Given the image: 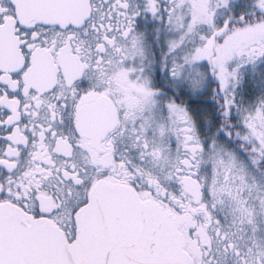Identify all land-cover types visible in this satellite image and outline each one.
Segmentation results:
<instances>
[{"label": "snow or ice", "instance_id": "snow-or-ice-1", "mask_svg": "<svg viewBox=\"0 0 264 264\" xmlns=\"http://www.w3.org/2000/svg\"><path fill=\"white\" fill-rule=\"evenodd\" d=\"M203 6L195 16L187 0H0V264H65L61 252L69 245L72 264H163L151 244L139 258L121 252L137 220L132 192L156 194L154 176L166 200L181 177L200 182L201 169L207 176L212 160L225 155L254 183L248 199L242 193L234 201L238 231L224 226L215 202L207 206L214 241L200 246L201 264H264V67L257 68L264 61V0ZM140 16L158 21L156 33H164L161 67L179 91L175 98L161 99L153 87L145 35L135 26ZM9 45L19 51L18 66L3 59ZM36 48L53 57L63 49L76 67L57 64L51 86L34 82ZM115 68L137 79L144 94L140 114L112 128L110 160H102L105 150L84 148L83 98L99 90L91 76ZM252 80L260 95L238 102L237 92ZM60 145L67 147L58 151ZM169 154L166 169L150 171Z\"/></svg>", "mask_w": 264, "mask_h": 264}, {"label": "flooded vegetation", "instance_id": "flooded-vegetation-1", "mask_svg": "<svg viewBox=\"0 0 264 264\" xmlns=\"http://www.w3.org/2000/svg\"><path fill=\"white\" fill-rule=\"evenodd\" d=\"M188 1V0H187ZM185 0H178V3H184ZM159 22L153 18H145L140 16L136 19L135 26L138 31L143 32L145 35V42L147 36H149L151 30ZM15 39V38H13ZM155 56V52H152ZM34 70L31 72V79L34 82H39L45 87L51 86L52 83L58 82L56 75V65L59 64L63 71L74 69L76 64L74 61L76 57L71 54L64 53L63 49H58L55 57L48 55V49L36 48L34 54ZM4 61L8 66H18L20 62L19 51L15 49L14 45H9L7 52L4 56ZM150 59V76L152 79L153 87L160 89L162 96L161 99L167 97H173L174 94L179 95V91L172 88L171 79L168 74L162 70L159 66V75L153 76V72L157 70L154 66L155 61L151 56ZM146 60V63L148 62ZM161 60L158 61V65H161ZM264 67V61H261L257 65L260 69ZM249 74L252 73L251 68L248 69ZM259 77V73L256 74ZM94 84L99 85L98 91L90 90L91 94H86L83 98L85 111L88 114L87 120V136L88 139L84 143V148L90 149H103L104 156L100 159L110 160L109 152L112 147V136L109 135L112 128L120 123L123 125V121L127 120L129 123L140 114L142 97L144 94L142 84L135 78H129L125 71L119 68L108 72H97L90 77ZM256 90H254L253 98L255 94L260 95L261 88L258 80H252ZM248 86L242 88L246 95L243 93V100L250 99L252 96L248 91ZM248 91V92H246ZM249 96V98H247ZM255 96V97H254ZM210 97V93H209ZM209 104L212 106L211 110L215 112L218 107L216 101L209 99ZM120 118L117 119V111L121 110ZM107 137V139H104ZM238 152L243 153L242 149L233 143L230 145ZM66 145L58 146V151H64ZM173 156L169 154L167 158H161L158 164L153 165L150 168L152 172H159L162 169H166L169 163L172 162ZM206 169H201L202 176L200 182L193 180L190 176L180 178L179 187L175 191H169L167 193V199H161L164 196V189L160 188L155 183V177H151L153 180V186L156 189V194L148 193L147 191L132 192V195L139 199L142 203L148 204L154 207L167 221L173 225L177 233L180 236L182 249L191 258L192 264H201V245H207L209 242L214 241V229L212 225L215 223L214 219L210 216L207 206L212 203L217 204L216 214L221 217L225 227L233 225L231 231H238L239 229V212L233 215L236 208L234 201L240 198L241 194H245L244 198L248 199L246 195L249 189L253 185L251 180L252 173H249L248 181L242 179L243 174L239 171L238 167L232 164L229 157L225 155L223 159H214L211 162L210 174L203 175ZM259 179V174H255ZM200 183L204 184L203 199H201ZM116 185L124 186L126 182L124 180H116ZM131 191V189L129 188ZM194 190V191H193ZM188 191L193 192L195 197L190 195ZM46 201L49 198L44 197ZM251 199L255 200L257 206L260 205V200L253 195ZM49 203L45 204L48 207ZM54 206V205H51ZM179 208V211L177 210ZM251 208L249 206L248 213L250 214ZM264 218V208H260L259 217ZM235 222V223H234ZM51 223V221H49ZM190 229H193L190 233ZM228 264H232L229 259Z\"/></svg>", "mask_w": 264, "mask_h": 264}, {"label": "water", "instance_id": "water-1", "mask_svg": "<svg viewBox=\"0 0 264 264\" xmlns=\"http://www.w3.org/2000/svg\"><path fill=\"white\" fill-rule=\"evenodd\" d=\"M188 193L195 197L193 192ZM132 203L137 209V220L132 239L120 246L122 254L133 259L139 258L144 254V249L151 244L157 250L155 258L163 264H192L190 257L182 250L180 236L173 225L158 210L141 203L133 195ZM103 215V208H97L96 221L102 222ZM71 247L69 245L61 252L65 264H72Z\"/></svg>", "mask_w": 264, "mask_h": 264}, {"label": "rangeland", "instance_id": "rangeland-1", "mask_svg": "<svg viewBox=\"0 0 264 264\" xmlns=\"http://www.w3.org/2000/svg\"><path fill=\"white\" fill-rule=\"evenodd\" d=\"M206 0H188L187 3L191 5V7L188 9L189 12H191L193 15L195 16H200L202 15L206 9L204 8V4H205ZM148 37V36H147ZM164 38V33L161 32L159 34L155 33V39L152 41L153 43L155 42V45H157L158 41L161 40L159 38ZM148 39V38H147ZM145 45H146V48H147V57L148 58H151V55H152V52L153 49H152V45H151V42H149V39H148V42L146 41L145 42ZM150 60V59H149ZM246 86H248V88L251 89V91H249L250 89H248V91L250 92L251 94V98L250 99H246V100H243L242 96H243V93L246 95L245 91H243L242 89H240L238 92H237V95H236V99L238 102H243L245 104L249 103L251 100H253V94H254V90H256V88L254 87V84L253 83H250V84H246ZM246 91V92H248ZM253 94H252V93ZM211 94V93H210ZM255 96H257V94H255ZM254 96V97H255ZM249 98V96L247 97Z\"/></svg>", "mask_w": 264, "mask_h": 264}, {"label": "trees", "instance_id": "trees-1", "mask_svg": "<svg viewBox=\"0 0 264 264\" xmlns=\"http://www.w3.org/2000/svg\"><path fill=\"white\" fill-rule=\"evenodd\" d=\"M155 28H156V25L153 27V29L151 30L150 32V36H151V45H152V49L153 51L156 53L155 56L153 57L154 58V61H155V64L154 66H156L157 70H155L153 72V76L154 77H157L159 75V71H158V68L159 66L161 65H158V61L160 60V58L162 57V52L164 50V45H163V37L162 38H159L161 40L158 41L157 45H155V42L153 43L152 41L155 39L154 36H155ZM212 87H215V85H211ZM175 96V95H174Z\"/></svg>", "mask_w": 264, "mask_h": 264}]
</instances>
